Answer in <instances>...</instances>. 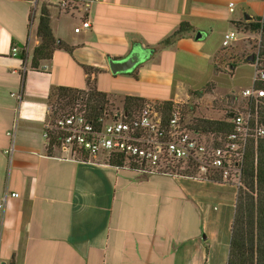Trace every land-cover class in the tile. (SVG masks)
<instances>
[{"label":"crops","instance_id":"0c3cea01","mask_svg":"<svg viewBox=\"0 0 264 264\" xmlns=\"http://www.w3.org/2000/svg\"><path fill=\"white\" fill-rule=\"evenodd\" d=\"M32 3L0 0V264H226L235 186L140 175L101 156L66 159L48 153L44 130L51 93L86 90L88 79L108 103L137 97L178 104L195 87L180 72L200 67L210 71L199 80L206 88L226 70H214L223 35L253 34L233 23L258 19L264 0H99L86 12L49 6L52 36L71 52L55 50L36 70ZM86 20L90 28L74 33ZM182 23L192 30L163 45ZM12 47L25 61L10 55ZM130 55L138 64L113 75L109 61ZM84 67L97 73L88 76Z\"/></svg>","mask_w":264,"mask_h":264},{"label":"built area","instance_id":"2783aa9c","mask_svg":"<svg viewBox=\"0 0 264 264\" xmlns=\"http://www.w3.org/2000/svg\"><path fill=\"white\" fill-rule=\"evenodd\" d=\"M46 0L48 6L63 12H86L90 5L99 0ZM38 0L33 1V6ZM81 5V6H80ZM233 12V3L228 4ZM257 31L264 34V4L258 20ZM90 28L89 21H81L74 29L78 34ZM237 33L223 35L221 46L228 48L236 40ZM258 44L252 63V85L241 92L247 103L264 98V90L255 88V82L264 83V56L260 55ZM19 49L12 47L10 55L18 56ZM42 69H45L43 66ZM233 126L231 133H201L188 128L183 120V109L173 104L167 121H164L161 103H144L135 114L126 115L123 110L114 116L105 114L98 120L96 127L80 107L46 124L44 139L49 144L50 133L56 135L53 150L60 152L66 159H95L101 156L107 160L121 154L127 160L123 169L140 175H170L186 177V172L195 170V176L206 175L224 184L240 186L241 168L244 152L250 139L264 137V126L257 119L256 111L235 110L228 115ZM226 123V120L224 121ZM12 131L8 136H12ZM106 162V161H105ZM17 198L16 193L10 195ZM4 200V198H3Z\"/></svg>","mask_w":264,"mask_h":264},{"label":"trees","instance_id":"16d2710c","mask_svg":"<svg viewBox=\"0 0 264 264\" xmlns=\"http://www.w3.org/2000/svg\"><path fill=\"white\" fill-rule=\"evenodd\" d=\"M38 6V2L36 4ZM48 5L41 3L38 10V20L36 27V37L39 44L32 50L31 53V69L36 70L43 62L51 59L52 54L57 49H62L68 53L71 49L59 40L54 39L49 26V12ZM257 18L251 22L244 23L242 21L234 22L236 28L243 27L244 31L255 32L259 30ZM192 28L182 23L177 31L166 41L163 45H171L181 35L190 32ZM223 52V51H222ZM215 57L214 70L217 71L218 55ZM260 55L264 56V50H260ZM19 57L25 61L24 52L19 54ZM254 61V54L249 56L245 64L252 65ZM244 64V63H242ZM238 64H230L229 67L234 69ZM85 73H97L88 67H84ZM255 88L264 90V83L255 82ZM56 97L57 105L70 106L69 112L80 107L85 112L88 119L99 127L98 120L106 112L108 100L105 94L99 92L94 83L90 79L87 80L86 90H76L71 88H57L50 97ZM245 101V100H243ZM250 111H256L258 122L264 126V98L257 100V102L247 103ZM144 101L137 97H125L122 102V110L126 115L137 113ZM162 114L164 121H167L171 109L172 102H163ZM56 111L52 114L56 115ZM228 115L226 116V123L219 120H200L193 125H188V128L201 133H218L223 132L229 134L233 130L232 124L229 122ZM50 141L47 145L48 153H51L53 147L57 145L56 135L50 133ZM126 158L121 155H113L106 160V163L116 169H123L127 165ZM195 170L186 172L188 178H193ZM200 179L207 181H215L206 175L199 176ZM226 264H264V137L250 139L247 143L241 168L240 186L237 187L235 198L234 215L230 228V242L229 251Z\"/></svg>","mask_w":264,"mask_h":264},{"label":"rangeland","instance_id":"374dc122","mask_svg":"<svg viewBox=\"0 0 264 264\" xmlns=\"http://www.w3.org/2000/svg\"><path fill=\"white\" fill-rule=\"evenodd\" d=\"M32 2L34 0H31ZM46 0H38V6L36 5V11L38 12L41 3H45ZM33 7V4H32ZM239 30H243V27H239ZM253 34L248 35L249 37L242 39L238 36V39L230 44V47L222 48L223 52L218 55L216 63L217 71L221 73L214 78L206 88L201 89L199 80L202 77H209L210 71L203 70L202 68H195L190 74L182 73L183 77L188 81H191V85H195L189 91H183L180 94L179 106L183 109V120L188 125H193L200 120H219L224 122L227 114L235 110L248 109L247 104L243 101L241 92L250 86V82L253 77V69L245 62L249 56H252L257 52L258 44L261 43V49L264 50V34L259 35L257 31L251 32ZM240 37V38H239ZM244 63V64H242ZM230 64H238L236 68H229ZM215 89L212 95H207V91ZM50 121L60 118L66 115L69 111L70 106L57 105L56 97H50ZM56 111V115L52 114ZM73 111V110H72ZM118 111H122V103L110 101L106 107L104 113L107 117L114 116ZM103 114V115H104ZM106 161V160H105ZM237 188V187H236Z\"/></svg>","mask_w":264,"mask_h":264},{"label":"water","instance_id":"95a60500","mask_svg":"<svg viewBox=\"0 0 264 264\" xmlns=\"http://www.w3.org/2000/svg\"><path fill=\"white\" fill-rule=\"evenodd\" d=\"M200 36L197 34L195 40H199ZM138 64L136 56L130 55L122 61H109L110 72L114 75L117 73H125L131 71Z\"/></svg>","mask_w":264,"mask_h":264}]
</instances>
